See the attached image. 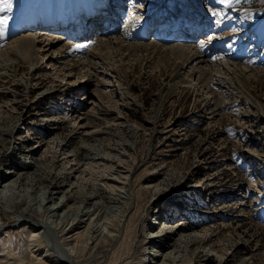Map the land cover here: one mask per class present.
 Listing matches in <instances>:
<instances>
[{
  "label": "bare ground",
  "instance_id": "bare-ground-1",
  "mask_svg": "<svg viewBox=\"0 0 264 264\" xmlns=\"http://www.w3.org/2000/svg\"><path fill=\"white\" fill-rule=\"evenodd\" d=\"M66 1L65 7L49 15L46 10H39L44 6L33 0L35 4L27 6L22 13L25 19L30 11L31 20L15 23L16 19H22L16 0H9L10 8L0 0V20H7L0 30V87L9 81L7 71L13 68H25L24 77L18 81L27 92L31 91L30 83L40 75L51 79L50 88L41 89L38 102L61 93V100L66 103L60 101L58 105L64 107V121L73 127L72 135L84 141L85 161L81 164L70 155L66 144L51 138V145L39 157H35L37 148L19 150L15 166L0 174V209L15 222H23L30 228L33 238L37 236L34 255L27 264H95L103 255L106 256L103 260L108 259L111 250L96 252V248L114 246L126 237L130 206L138 197L131 187L133 168L126 159L127 147L137 144L140 131L139 124L130 123L128 112V105L138 103L131 98V85L127 82L135 71L139 77L163 79L159 92L164 94L156 99L158 111L148 121L151 126H155L159 111L176 94L179 98L194 94L202 103L201 115L206 113L221 103L218 94L222 91L217 93L215 89H222L224 84L235 88L264 116V105L251 87L253 81H263L264 71L245 66L247 59L259 57L263 50L260 29L264 17L258 16L260 11L246 10L235 15L232 25L246 31L250 43L257 49L250 47L242 56L246 61L235 64L224 59L227 54L211 39L228 23V20L213 23L208 10L211 1L188 0L189 17L183 22L172 14L156 22L145 16L146 10L134 0H129L127 5L124 3L128 0ZM156 27L159 29L155 33ZM44 31L62 35L66 41L62 37H50ZM44 118L47 125L58 124L53 115ZM213 118H209V123ZM21 125L25 124L19 119L12 127L0 129L1 135L14 141ZM115 129H125L129 138L126 143L117 144L114 153L102 150L101 143H85L92 137L111 134ZM1 150L0 145V157ZM52 160L62 164V171H58L61 176L53 177L57 173L54 171L40 178L37 171ZM200 186L199 181L192 188ZM143 189L153 193L150 199L153 202L160 201L165 194L161 195L158 185ZM100 194H105L108 200L99 198ZM54 195L58 198L52 202ZM178 230L162 232L161 228L157 233L152 232L147 237L152 252H147L142 263L157 264L163 256L157 255L154 249L157 247L165 252L159 264H191L183 262L180 249L200 243L205 233H183L175 239L173 236ZM40 234L44 240L38 237ZM166 235L165 244L159 246ZM194 253L203 257L198 264H210L211 258H216L217 264H225L222 255L205 246L193 250ZM260 257L264 262V253ZM6 258L2 257L0 264H26L20 258L13 261ZM252 260L253 256H249L243 262L251 264Z\"/></svg>",
  "mask_w": 264,
  "mask_h": 264
},
{
  "label": "rangeland",
  "instance_id": "rangeland-1",
  "mask_svg": "<svg viewBox=\"0 0 264 264\" xmlns=\"http://www.w3.org/2000/svg\"><path fill=\"white\" fill-rule=\"evenodd\" d=\"M208 1H211L210 6L208 5L209 16L215 25L228 20V28H220L211 39L227 54L225 60L241 64L246 59L242 56L250 47L257 49L250 43L246 31L234 27L232 22L235 15L246 10L260 11L258 16L264 17V0ZM134 2L140 3L146 10L145 16L159 20L171 16L170 14L176 19H185L191 5L188 0ZM37 3L44 6V9L40 6L39 10H46L47 14L53 15L58 8L65 7L67 1L37 0ZM127 3L129 4V0L124 4ZM33 4V0H16L17 9L22 10V19H16L15 23L31 20L30 11L25 19L22 13L27 6ZM33 9L38 10L36 7ZM261 19L263 22L260 32L264 37V18ZM159 28L156 27L153 32L156 33ZM44 33L50 34V37L66 39L62 35L46 31ZM261 46L263 50L259 57L245 60V66L249 69L264 71V40ZM207 59L211 60L212 57ZM20 68L7 71L9 81L0 87V129L12 127L19 119L25 124L21 125V131L14 141L2 136L0 132V174L15 166L17 156H20L19 150L37 148L35 157H39L53 139L66 144L71 151L70 155L81 164L85 161L82 149L84 141L79 137L75 138L72 135L73 127L64 121V107L58 105L60 101L66 103L61 100L63 96L58 93L38 102L41 89H49L51 79L40 75L35 82L30 83L31 91L27 92L18 81L24 77L25 72L24 67ZM161 79L153 76L139 77L138 71L127 78L131 85V98L138 102L137 105H128L130 123L140 125L137 144L126 150L127 162L133 168L131 187L138 197L136 203L130 206L128 219L131 220L127 225L129 231L126 237L114 246L107 244L96 248V252L109 248L111 250L107 254V261L103 260L106 258L103 255L102 260L99 259V263L95 264H143L147 252H152L147 237L152 232H159L161 228L162 232H174L179 228L173 236L175 239L183 233H205L200 243L180 249L184 263L198 264L203 257L193 254V250L205 246V249L222 255V262L225 264H245L243 260L249 256H253L251 264H264L260 257L264 253V116L245 101L235 88L224 84L222 89H215L217 93L222 91L218 94V101L222 104L211 107L201 115L202 103L196 100L194 94L181 98L176 94L159 111L160 116L155 126H151L148 121L151 117L154 119L158 111L156 99L164 94L159 92ZM55 85H59V82H55ZM251 87L264 105V77L262 82L253 81ZM60 88L63 89L62 86ZM46 115L57 117L58 126L47 125L44 122ZM210 117L214 118L209 123ZM128 138V131L115 129L111 134L92 137L85 143H101L102 150L106 149L111 154L118 149L117 144L126 143ZM47 164L37 171L40 178H45L54 171L57 173L53 177L61 176L58 174V171H62L60 162L52 160ZM199 181L202 186L192 188ZM152 185L161 188V195L165 193L160 201H151L153 193L143 189ZM103 197L108 200L105 194L99 195V198ZM57 198L54 195L52 202L57 201ZM11 219L10 214L0 209V259L7 257L5 260L13 261L20 258L27 264L34 255L32 250L37 236L33 238L32 230L23 222ZM38 237L44 240L42 234ZM167 238L166 235L159 246L164 245ZM154 249L158 256L163 255L158 258L159 264L165 252L157 247ZM49 253L55 254L52 250ZM208 261L210 264H217L216 258Z\"/></svg>",
  "mask_w": 264,
  "mask_h": 264
},
{
  "label": "snow or ice",
  "instance_id": "snow-or-ice-1",
  "mask_svg": "<svg viewBox=\"0 0 264 264\" xmlns=\"http://www.w3.org/2000/svg\"><path fill=\"white\" fill-rule=\"evenodd\" d=\"M3 3L8 6L9 8L11 7V4L9 0H3ZM7 24V20H0V30H2V26Z\"/></svg>",
  "mask_w": 264,
  "mask_h": 264
}]
</instances>
